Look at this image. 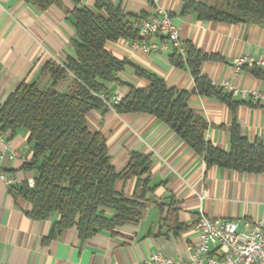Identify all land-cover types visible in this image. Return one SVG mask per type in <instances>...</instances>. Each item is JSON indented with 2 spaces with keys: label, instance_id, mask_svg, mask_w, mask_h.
I'll list each match as a JSON object with an SVG mask.
<instances>
[{
  "label": "crops",
  "instance_id": "0c3cea01",
  "mask_svg": "<svg viewBox=\"0 0 264 264\" xmlns=\"http://www.w3.org/2000/svg\"><path fill=\"white\" fill-rule=\"evenodd\" d=\"M76 1V5L73 0H62L61 6L40 8L28 0H0V105L22 81H36L40 87L48 85L49 76L41 72L44 64L62 65L68 57H75L70 10L74 6L92 7V0ZM112 1L132 22L154 12L149 0ZM159 5L171 12L184 41L220 57L203 62L201 74L212 83L229 81L238 88L264 93V80L244 67L235 71L232 64L235 57L243 55L264 58V28L251 23L199 20L193 13H182L183 0H159ZM141 13L147 17L138 18ZM132 40L106 44L116 57L130 63L116 75L121 84L109 85L111 98L125 95L129 85L146 83L134 73L133 66L162 77L168 86L181 90L194 87L189 70L171 63L172 50L162 37L147 35L140 40L157 43V51L133 48ZM69 84L67 80L59 85L65 90ZM233 98L242 103L232 112L216 97L191 95L189 107L208 124L204 139L229 151L235 120L243 136L264 144V104L251 101L249 96ZM87 125L105 136L110 161L117 172L127 170L132 153L150 156L148 185L152 190L144 195L147 204L142 218L84 240L74 228L49 237L58 214L33 219L29 215L30 203L15 193L18 185L35 175L23 167L32 154L28 131L19 128L13 133L0 132V169L18 180L6 185L0 179V264H137L158 250L165 256L186 259L190 248L198 244L192 223L201 213L236 219L238 230H244L246 223L264 219V172L206 166L200 154L149 114H118L108 107L104 112L90 111ZM12 151L17 155L10 158ZM115 190L127 197L141 194L136 175L121 176Z\"/></svg>",
  "mask_w": 264,
  "mask_h": 264
},
{
  "label": "trees",
  "instance_id": "16d2710c",
  "mask_svg": "<svg viewBox=\"0 0 264 264\" xmlns=\"http://www.w3.org/2000/svg\"><path fill=\"white\" fill-rule=\"evenodd\" d=\"M40 8L61 6L62 0H28ZM73 2L77 3L76 0ZM182 13H193L199 20L223 23H251L264 28V0H221L220 3L183 0ZM75 30L72 46L75 57L62 65L48 62L41 72L49 84L41 88L35 82L22 81L0 105V132L28 131L32 145L24 169L35 172L34 183L23 182L15 193L30 203L29 215L41 220L58 214L49 237L74 228L81 240L96 233L138 222L146 209L144 195L149 187V155L132 153L128 168L120 173L111 164L105 136L91 131L87 114L112 107L118 114L145 113L166 124L191 149L200 154L206 166L230 168L238 172H264V144L250 140L232 122L230 150L223 151L204 139L206 120L188 104L191 95L216 97L233 112L242 101L200 73L205 61L219 60L185 41V55L176 51L169 58L173 65L185 67L194 80L191 90L168 86L166 81L138 66L134 73L144 85H129L116 104L111 101V83L121 84L117 73L129 61L116 57L106 44L118 39H138V30L121 7L112 0H92V7L74 6L70 10ZM147 17L141 13L138 18ZM264 80V66H243ZM69 80L63 91L59 84ZM145 178H141L142 175ZM136 175L141 187L139 197H127L115 190L117 180Z\"/></svg>",
  "mask_w": 264,
  "mask_h": 264
},
{
  "label": "built area",
  "instance_id": "2783aa9c",
  "mask_svg": "<svg viewBox=\"0 0 264 264\" xmlns=\"http://www.w3.org/2000/svg\"><path fill=\"white\" fill-rule=\"evenodd\" d=\"M153 13L145 19L133 22L140 36L157 35L162 37L171 50L181 56L185 55V41L181 38L170 11L159 5V0H149ZM133 48L143 51H157V43H147L138 39L131 42ZM235 71L243 66L252 64L264 66V58H251L247 55L235 57L232 60ZM233 96H249L253 102L264 104V93L255 90L241 89L224 81L213 83ZM116 104L118 95L111 98ZM1 137V133H0ZM16 151L8 157L16 156ZM0 179L6 185L18 182L14 175L0 169ZM27 183L32 186L33 178H28ZM236 219H223L211 217L201 213L192 223V228L198 234V244L190 248L186 259H175L165 256L161 251H154L137 264H264V219L255 223H246L244 230H238Z\"/></svg>",
  "mask_w": 264,
  "mask_h": 264
},
{
  "label": "rangeland",
  "instance_id": "374dc122",
  "mask_svg": "<svg viewBox=\"0 0 264 264\" xmlns=\"http://www.w3.org/2000/svg\"><path fill=\"white\" fill-rule=\"evenodd\" d=\"M220 1H221V0H215V1H211V3H214V4H215V3H220ZM209 2H210V1H209ZM41 88H44V87L41 86ZM57 90H59V91H63V89H61V86H60V85H58Z\"/></svg>",
  "mask_w": 264,
  "mask_h": 264
}]
</instances>
